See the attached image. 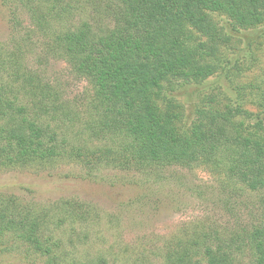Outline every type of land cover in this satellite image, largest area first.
<instances>
[{"label":"rangeland","instance_id":"rangeland-1","mask_svg":"<svg viewBox=\"0 0 264 264\" xmlns=\"http://www.w3.org/2000/svg\"><path fill=\"white\" fill-rule=\"evenodd\" d=\"M3 1L0 57L14 61L7 67L20 80L6 73L0 91L14 84L17 95L8 100L25 108L24 117L35 119L43 133L55 132L66 152L82 146L83 156L0 165V216H17V222L0 218V264H207L208 249L234 252L238 235L264 217V188L251 189L201 160L118 165L85 155L91 145L87 126L98 120L97 89L66 58L58 35L88 26L109 41L114 0H64L67 17L42 26L33 5L15 6L18 25ZM208 14L227 37L216 43L219 70L200 83L168 77L158 91L159 109L183 136L203 118L199 110L232 111L231 126L245 135L264 118V22L234 30L235 19L225 12ZM191 34L195 43L204 40L196 30ZM22 218L47 220L48 228L30 232L19 224ZM242 250L235 261L250 264L253 252ZM180 255L185 259L178 261Z\"/></svg>","mask_w":264,"mask_h":264},{"label":"trees","instance_id":"trees-1","mask_svg":"<svg viewBox=\"0 0 264 264\" xmlns=\"http://www.w3.org/2000/svg\"><path fill=\"white\" fill-rule=\"evenodd\" d=\"M3 2L12 9V19L18 25L17 4L33 5L31 11L38 14L41 26L69 14L64 0ZM114 6L116 25L107 35L109 41L92 34L88 26L58 35L66 58L97 89L98 120L87 126L91 145L86 146L85 155L94 162L105 160L118 165L172 166L201 160L224 168L232 180L251 189H263L264 118L242 135L230 123L237 113L199 110L198 119L203 116L205 121H197L193 133L183 136L175 131L172 117L159 109L157 97L168 77L178 79L180 84L200 83L219 70L216 43L226 35L211 19L209 10L233 17L234 30L246 29L264 22V0H114ZM194 30L204 40L195 43L191 34ZM9 65L0 57V78L7 73L8 78L19 81ZM14 65L13 61L10 66ZM11 87L0 91V165L43 161L70 153L83 156L82 146L66 152L67 143L57 141L55 132L43 133L35 119L24 117L25 108L8 100L10 94L17 95L14 84ZM94 141L101 146H94ZM0 218L2 222H17L15 214L10 219L7 214ZM46 223L42 219L19 221L30 232L48 228ZM238 238L234 252L228 247L208 249L207 264H241L235 261L236 251L241 249L253 252L250 264H264V217ZM201 243L195 242L188 249L189 255Z\"/></svg>","mask_w":264,"mask_h":264}]
</instances>
